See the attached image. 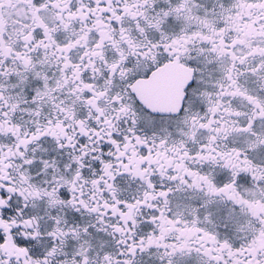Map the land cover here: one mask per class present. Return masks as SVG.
Listing matches in <instances>:
<instances>
[{"label": "snow or ice", "instance_id": "1", "mask_svg": "<svg viewBox=\"0 0 264 264\" xmlns=\"http://www.w3.org/2000/svg\"><path fill=\"white\" fill-rule=\"evenodd\" d=\"M0 264H264V0H0Z\"/></svg>", "mask_w": 264, "mask_h": 264}]
</instances>
